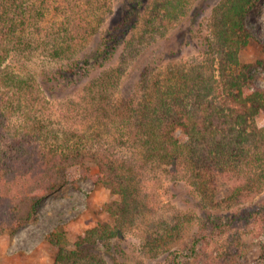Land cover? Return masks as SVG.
<instances>
[{"label": "trees", "instance_id": "obj_1", "mask_svg": "<svg viewBox=\"0 0 264 264\" xmlns=\"http://www.w3.org/2000/svg\"><path fill=\"white\" fill-rule=\"evenodd\" d=\"M58 1L0 0V234L26 224L43 197L68 183L62 172L73 167L81 178L110 187L120 200L109 209L115 223L86 230L72 249L62 231L51 232L46 239L57 248L54 264L113 260L120 251L114 239L146 207L140 196L143 178L157 168L191 184L201 196L200 204L214 209L206 212L203 232L194 236L191 249L241 223L263 224L264 206L225 210L264 189V89L240 61L241 49L252 39L246 16L260 0H220L196 63L143 68L134 93L120 100L112 91L123 69L110 66L117 52L134 42L133 50L127 47L129 53L140 54L147 40L165 36L204 1L130 0L102 34L97 49L84 56L78 51L96 24L87 18L74 21L67 14L53 35L48 34L52 38L46 48L52 60L67 61L50 81L84 90L83 112L76 113L73 127L61 121L55 126L44 84L7 64L13 55L45 41L33 38ZM95 70L98 75L90 78ZM178 130L187 136L185 141L177 137ZM183 226L180 216L167 231L173 243L183 238ZM169 243L149 238L148 251H164ZM170 254L165 264H179L180 249Z\"/></svg>", "mask_w": 264, "mask_h": 264}, {"label": "rangeland", "instance_id": "obj_2", "mask_svg": "<svg viewBox=\"0 0 264 264\" xmlns=\"http://www.w3.org/2000/svg\"><path fill=\"white\" fill-rule=\"evenodd\" d=\"M69 1L72 9L65 0L52 5L41 24L42 30L33 38L35 41L43 38L46 43H33L30 50L13 55L7 64L9 69L23 77L32 76L44 84L47 108L55 126L61 121L73 127L76 113L83 112L81 103L84 90H81V85L68 86L50 81L53 73L67 61H56L49 57L46 44L49 47L48 39L52 37L48 34L53 35L57 22L66 20L65 16L69 13L74 21L92 20L93 25L96 24V33L78 51L79 56H84L97 49L102 34L126 10L130 0ZM202 1L203 5L195 13L191 10L192 15L190 13L178 22L165 36L147 40L140 46V54L129 53L127 47L133 50L134 42L124 45L117 52L110 66L113 69L121 67L123 75L119 86L112 91L114 98L120 100L134 93L143 68L196 63L204 50L202 40L208 33L212 10L220 0ZM246 26L252 39L241 49L240 61L242 65L249 66L255 84L264 89V0H260L248 12ZM98 72L95 70L90 78L98 75ZM176 135L181 141L187 139L181 130ZM91 167L95 172L96 167ZM62 174L68 183L61 184L43 197L35 215L26 224L15 232L5 230L0 234V264H54L57 248L46 238L55 229L64 233L66 245L72 249L77 238L86 230L115 223L109 209L120 200L118 194L108 186L95 184L91 178H81L77 167L65 169ZM141 185L140 196L146 200V207L135 215V221L127 225L122 236L114 239V246L118 245L120 251L114 253L113 260L106 258V264H165L169 263L172 258L170 253L176 249L181 252L179 264H264V223H241L228 233L216 235L206 245L191 249L194 236L203 232L206 212L214 209L203 207L200 204L201 196L191 184L171 179L163 168L150 171ZM230 205L225 210L232 212L235 209L264 206V189L245 197L242 202ZM219 210L216 211L218 214L221 213ZM180 216L184 220V235L173 243L174 237L167 231L176 226ZM149 238L152 241L162 238L171 245L164 251L158 248V251L149 252ZM152 247L155 248L156 243Z\"/></svg>", "mask_w": 264, "mask_h": 264}]
</instances>
